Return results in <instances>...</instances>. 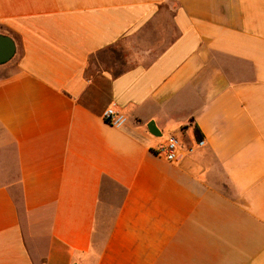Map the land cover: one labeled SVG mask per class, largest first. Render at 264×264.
Instances as JSON below:
<instances>
[{"label": "crops", "instance_id": "obj_1", "mask_svg": "<svg viewBox=\"0 0 264 264\" xmlns=\"http://www.w3.org/2000/svg\"><path fill=\"white\" fill-rule=\"evenodd\" d=\"M0 34V264H264V0H0Z\"/></svg>", "mask_w": 264, "mask_h": 264}, {"label": "built area", "instance_id": "obj_2", "mask_svg": "<svg viewBox=\"0 0 264 264\" xmlns=\"http://www.w3.org/2000/svg\"><path fill=\"white\" fill-rule=\"evenodd\" d=\"M102 117L109 124L117 127H121L127 122V116L113 107H107L103 111ZM205 144L206 140L201 137L197 138L194 143H187L179 135L171 133L167 136L166 142L159 147L157 154L163 155L170 162H178L192 155Z\"/></svg>", "mask_w": 264, "mask_h": 264}, {"label": "rangeland", "instance_id": "obj_3", "mask_svg": "<svg viewBox=\"0 0 264 264\" xmlns=\"http://www.w3.org/2000/svg\"><path fill=\"white\" fill-rule=\"evenodd\" d=\"M12 60V59H11ZM100 88L94 90L93 94L88 97V101L92 105H99V102L105 105V101L107 99L106 94V83H100ZM106 190L104 193L103 201L101 203L99 218H98V227L99 234L102 236L106 233L107 228L110 226L111 222L114 219L116 209L118 207L119 202L123 196V188L114 184L110 181L106 182ZM15 193L18 198H20L21 192L17 188Z\"/></svg>", "mask_w": 264, "mask_h": 264}, {"label": "water", "instance_id": "obj_4", "mask_svg": "<svg viewBox=\"0 0 264 264\" xmlns=\"http://www.w3.org/2000/svg\"><path fill=\"white\" fill-rule=\"evenodd\" d=\"M16 52V44L13 38L9 35L0 34V64L10 61ZM150 130L155 132V123L152 121L149 124Z\"/></svg>", "mask_w": 264, "mask_h": 264}, {"label": "trees", "instance_id": "obj_5", "mask_svg": "<svg viewBox=\"0 0 264 264\" xmlns=\"http://www.w3.org/2000/svg\"><path fill=\"white\" fill-rule=\"evenodd\" d=\"M197 134L199 135V133L197 132ZM199 138H200V135H199Z\"/></svg>", "mask_w": 264, "mask_h": 264}]
</instances>
